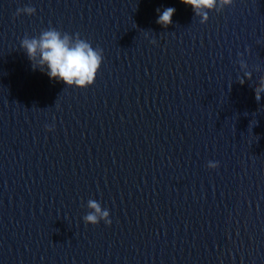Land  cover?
I'll return each instance as SVG.
<instances>
[{
    "label": "water",
    "instance_id": "95a60500",
    "mask_svg": "<svg viewBox=\"0 0 264 264\" xmlns=\"http://www.w3.org/2000/svg\"><path fill=\"white\" fill-rule=\"evenodd\" d=\"M160 3L0 0V264H86L102 221L83 218L107 208ZM49 28L102 49L92 85L33 70L21 41Z\"/></svg>",
    "mask_w": 264,
    "mask_h": 264
},
{
    "label": "clouds",
    "instance_id": "9594fccd",
    "mask_svg": "<svg viewBox=\"0 0 264 264\" xmlns=\"http://www.w3.org/2000/svg\"><path fill=\"white\" fill-rule=\"evenodd\" d=\"M181 2L192 7L194 14L201 18V23L208 21L209 11L219 12L225 6L233 4V0H181ZM156 11L159 14L157 24L164 28L172 24V17L176 12L174 7L164 8L162 12L158 8ZM35 12L34 7L26 6L18 8L15 15L19 16L22 13L34 15ZM21 47L31 61L33 70L39 68L42 72H46L50 79L81 89L94 83L103 59L102 49H93L87 40L80 38L79 34L73 37L68 33L62 34L55 28L42 31L38 37L25 36L21 41ZM240 67L246 69L247 64L241 60ZM245 77L251 79V73L245 72ZM238 82L243 85L245 79L242 78ZM254 93L256 101L259 102L262 98L261 94L264 93V76L254 88ZM208 167L215 169L218 167V162L209 161ZM87 207L90 211L83 218L85 224L97 225L103 221L106 225H111L109 211L102 209L97 201L89 200Z\"/></svg>",
    "mask_w": 264,
    "mask_h": 264
}]
</instances>
